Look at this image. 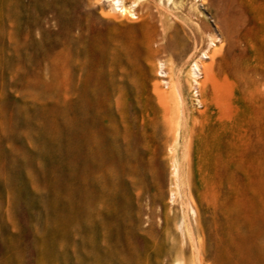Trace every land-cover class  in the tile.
<instances>
[{"label":"rangeland","instance_id":"obj_1","mask_svg":"<svg viewBox=\"0 0 264 264\" xmlns=\"http://www.w3.org/2000/svg\"><path fill=\"white\" fill-rule=\"evenodd\" d=\"M133 9L0 0V264H172L198 219L212 264H264V0Z\"/></svg>","mask_w":264,"mask_h":264},{"label":"bare ground","instance_id":"obj_2","mask_svg":"<svg viewBox=\"0 0 264 264\" xmlns=\"http://www.w3.org/2000/svg\"><path fill=\"white\" fill-rule=\"evenodd\" d=\"M95 1L101 2L102 0H95ZM107 1L111 3L113 10L118 11L121 14H127L128 13L131 15H135V13H134L135 11L133 8L135 6L139 5L140 0H134L133 4L130 5L129 7L126 6L125 0H107ZM168 1L172 2L174 4H179L183 0H168ZM202 55H204V54H202ZM162 68H163V66H162ZM200 70H201V68H200L199 63L195 62L193 67L191 68L192 74H193L195 79L200 74ZM161 72H163V70ZM195 83L199 84V82L197 80L194 81V85H195ZM195 88H197V87L195 86ZM170 95L173 96L180 103H182V104L184 103L185 97H187V95H185L183 93L182 83H180L179 80L172 82V90H171ZM91 151H92L91 153L87 152V151L84 152V154L86 155L84 162H85V165L86 164L88 165L86 168H84V173H85L84 182L83 183L79 182L78 186L75 188L73 186L72 191H70L68 193L71 195V197H73L74 199H76L78 201V204L81 205V208H83V207L95 208L100 203H102L101 198L103 195L102 194L103 191L100 189V186L97 184L98 180L95 179L96 173L100 170V168L96 167L95 165L90 164V159L94 158L97 155L98 150L92 149ZM92 155H94V156L91 157ZM176 169H177V172L174 174H176L177 177H179L178 176L179 175L178 166L176 167ZM177 180H179V179H177ZM80 181H82V180H80ZM176 184L179 186L177 181H176ZM80 188L83 189V191H81ZM89 192H92V193L89 195ZM54 201L57 203L58 202L57 198H55ZM190 203H191V201H190ZM64 204H65V202L63 203V206H64ZM192 211L194 214H197V210L194 209V207H193ZM200 215H202V214H200ZM188 218H190V217H188ZM169 222H170V220H169ZM180 222L178 221V226H179ZM176 223H177V221L175 222V224ZM191 223H193V222H191ZM167 226H170V224L168 222H167ZM202 226L203 225L199 219L196 220V225H192V226L190 225V223L183 221L182 224L180 225V227H178L181 229L182 236H183L182 244H180V245L173 244V245L168 246L169 245V243H168L165 246L163 245L164 246L163 247L162 243L160 242L162 247H161L160 252L158 254L159 260L160 259L166 260L167 258H170L172 260V264H197L196 258H198L200 261L204 260V261H206V263L212 264V262L209 261V259H207V255H206V250L208 249V246L210 244L209 240H208L209 235H207L206 231L204 230V228ZM212 244H213V242H212ZM195 248H197V251H198L197 257H195V254H194ZM189 250L191 251L192 254H190L191 257L187 258L186 255L189 252ZM161 262L162 261H160V263Z\"/></svg>","mask_w":264,"mask_h":264},{"label":"built area","instance_id":"obj_3","mask_svg":"<svg viewBox=\"0 0 264 264\" xmlns=\"http://www.w3.org/2000/svg\"><path fill=\"white\" fill-rule=\"evenodd\" d=\"M200 75H201V70H200V74H199L198 76H200ZM198 76L196 77L195 80H197ZM195 85H197V84L195 83ZM196 89H197V88H196ZM195 92L197 93V90H196Z\"/></svg>","mask_w":264,"mask_h":264}]
</instances>
